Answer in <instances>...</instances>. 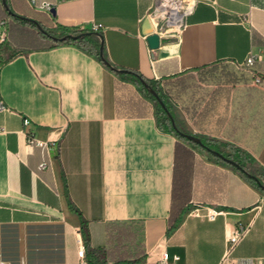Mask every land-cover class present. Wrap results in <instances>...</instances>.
Masks as SVG:
<instances>
[{"label": "crops", "instance_id": "obj_1", "mask_svg": "<svg viewBox=\"0 0 264 264\" xmlns=\"http://www.w3.org/2000/svg\"><path fill=\"white\" fill-rule=\"evenodd\" d=\"M5 1L14 15L0 0V264H164L163 253L166 264H264V190L161 129L131 77L75 44L44 46L22 18L56 33L100 24L105 59L157 85L264 49V0H198L156 48L142 33L154 0H44L53 13ZM227 85L197 102L199 122L214 128L202 132L264 167V84ZM28 135L56 141L46 152ZM206 206L221 212L209 220ZM240 226L247 231L229 248L226 235Z\"/></svg>", "mask_w": 264, "mask_h": 264}, {"label": "rangeland", "instance_id": "obj_2", "mask_svg": "<svg viewBox=\"0 0 264 264\" xmlns=\"http://www.w3.org/2000/svg\"><path fill=\"white\" fill-rule=\"evenodd\" d=\"M204 70L205 71L200 74L198 72L185 74L182 82H178L176 79L165 80L157 84V88L165 95L167 101L171 105V114L174 118L176 127L180 131L195 134L199 136L201 140H215V145L213 148L211 147L212 149H219L224 155H232L231 148L226 146V143L220 142L212 135L202 132H213L214 128L211 121L199 122L196 104L198 101L202 103L204 100L213 102V91L218 88H228L226 86H229L227 85L229 83L241 81L256 87L257 85L264 84V81L259 84H253L249 80L246 71L235 65L228 66L227 64H219L216 68H206ZM211 107L212 105L210 108ZM187 108L190 110V115H188V117L186 115ZM202 124H204V126ZM174 133L177 134L176 132ZM178 137L180 136L178 135ZM199 148L205 150L201 146ZM206 153L209 156H213L208 151H206ZM248 166L250 167V171L252 170L251 168L254 167L249 163ZM245 171L248 172L247 169ZM260 181L264 183V180L260 179Z\"/></svg>", "mask_w": 264, "mask_h": 264}, {"label": "built area", "instance_id": "obj_3", "mask_svg": "<svg viewBox=\"0 0 264 264\" xmlns=\"http://www.w3.org/2000/svg\"><path fill=\"white\" fill-rule=\"evenodd\" d=\"M31 6L38 7L47 13L51 12L52 4L48 1L27 0ZM198 0H154L153 6L148 14L150 22L155 26V33L160 37L172 36L180 31L184 26L187 17L193 12ZM5 21L0 20V27L4 25ZM100 24H95L92 30H99ZM5 37V31H0V40ZM237 67L246 71L249 80L253 84H259L264 81V49L256 52L250 51L242 62ZM6 106L0 97V110L5 109ZM28 124V120L24 119V125ZM27 133V132H26ZM27 141L29 144L40 146L46 152L55 144L56 140H38L28 135ZM45 162L40 164V167H45ZM201 205L196 204L191 212L199 215L201 213ZM261 211L264 214V201L261 204ZM221 211L213 206L204 207L202 215L209 220H213ZM247 231L246 226H240L236 230L227 233L226 239L228 247L231 248ZM78 256L85 263L84 252L85 247L80 238H78ZM167 254L163 253L162 262L166 264Z\"/></svg>", "mask_w": 264, "mask_h": 264}, {"label": "trees", "instance_id": "obj_4", "mask_svg": "<svg viewBox=\"0 0 264 264\" xmlns=\"http://www.w3.org/2000/svg\"><path fill=\"white\" fill-rule=\"evenodd\" d=\"M45 29V28H44ZM46 32H42L40 30H37V34L46 37V41L45 43H43L44 46H53L56 44H60V43H70V44H75L78 47L82 48L83 50L99 57V45H100V38L98 35L94 34V33H85L83 34L81 37L76 38V39H66L65 41H57L53 38H51L50 35H56V36H61L67 33H73V34H77L80 32H86V31H91L89 29H74V28H68V27H64L61 26L59 27V32H54L52 30H47L45 29ZM101 35L102 33L97 30ZM103 38V37H102ZM104 55V52H103ZM105 58V57H104ZM132 73H120V72H116L118 75L120 76H124V77H131L138 85V87L140 88V90L150 99L153 100L154 104H155V113H156V117L158 120V126L161 129L164 130H168L171 132H175L174 128L171 125L170 119L169 117L166 115L164 109L161 107V105L156 101V99L154 98V96L147 91V89L139 82L138 77H141L143 79H145L159 94L160 98L162 99V101L164 102V104L166 105V107L168 108V110L171 112V105L169 104V102L167 101L166 97L164 94H162L160 92V89L157 88V85L152 83L151 81L147 80L146 78H144V76L135 71V70H131ZM180 139L183 140L186 143H190L193 144L194 146H198L200 147L198 144L193 143L192 141L186 139L185 137H181ZM202 141L205 143V145L209 146L210 148L215 145V140L212 139H202ZM226 146L231 148V154L225 155L228 156L229 158L235 160L242 168H246L248 170V172L254 176H256L259 180L262 179L264 180V167H261L259 165H257L254 161V159L251 157L250 154H248L245 150L233 145V144H229L226 143ZM219 150V149H218ZM220 151V150H219ZM216 158L222 162H225L224 160H222L221 158L217 157ZM248 163L253 165L254 167H252L251 171L249 170V166ZM247 165V166H246ZM248 180L256 183V181L254 180V178L244 174ZM176 219L171 223L170 225V229H172L175 224H176ZM82 224H85L84 221H82ZM84 241H87V233L84 232ZM97 252L99 254H101L100 250H97Z\"/></svg>", "mask_w": 264, "mask_h": 264}, {"label": "water", "instance_id": "obj_5", "mask_svg": "<svg viewBox=\"0 0 264 264\" xmlns=\"http://www.w3.org/2000/svg\"><path fill=\"white\" fill-rule=\"evenodd\" d=\"M4 7L6 8L7 12L11 15H14V13H12V11L8 8L6 1L5 0H1ZM51 12H54V8H51ZM25 20L31 21L38 30L42 31V32H46V30L44 29V27L38 23L35 20L26 18V17H22ZM85 33H94L96 35L99 36L100 38V45H99V57L102 60V62L107 65L110 69H112L115 72H120V73H132L131 70L129 69H125V68H117L114 65L110 64L103 55V38L102 35L96 31V30H91V31H86V32H80L77 34H73V33H67L61 36H56V35H50L51 38L57 40V41H65L66 39H76L81 37L83 34ZM142 33L146 34V41L149 45L150 48H156L159 45V36L155 33V32H151V28H150V23L148 19H145L143 25H142ZM139 82L147 89L148 92H150L154 98L156 99V101L161 105V107L164 109L166 115L169 117L170 122L172 127L174 128L175 132L181 136V137H185L186 139L192 141L193 143L198 144L199 146L205 148L206 150L210 151L213 155L221 158L222 160L234 165L235 167H237L238 169H240L241 171H243L244 173H246V175L254 178V180L256 181V183L258 184V186L264 190V183H262L256 176L248 173L245 171L244 168H242L235 160L229 158L228 156H225L223 153H221L218 150L212 149L208 146H206L203 141L201 140V138L195 134H191V133H185L180 131L175 124L174 118L172 116V114L170 113V111L168 110V108L166 107V105L164 104V102L162 101V99L160 98L158 92L143 78L138 77Z\"/></svg>", "mask_w": 264, "mask_h": 264}]
</instances>
